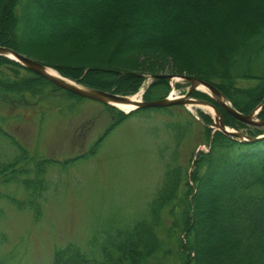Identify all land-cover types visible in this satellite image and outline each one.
Here are the masks:
<instances>
[{
  "label": "trees",
  "instance_id": "obj_1",
  "mask_svg": "<svg viewBox=\"0 0 264 264\" xmlns=\"http://www.w3.org/2000/svg\"><path fill=\"white\" fill-rule=\"evenodd\" d=\"M110 40L122 53L148 52L191 65L180 71L213 84L242 113L253 111L264 97V0H2L0 45L26 55ZM100 65L81 77L85 85L127 95L141 82L135 72L126 76L118 66ZM49 86L54 84L0 55L1 101L41 96ZM168 92V80L159 78L143 99H161ZM197 94L217 105L224 119L241 124L210 96ZM259 118L264 120V106ZM183 120L176 122L182 127L177 148L192 136L193 119ZM202 134L207 150L192 151L188 164L179 161L176 150L145 217L104 238L94 236L92 255L74 243L58 247L50 264H162L166 255L174 264H264V139L240 141L206 125ZM262 134L259 127L249 132ZM19 165L17 160L0 170ZM21 181L35 185L30 178ZM12 201L25 206L18 198ZM6 263L0 257V264Z\"/></svg>",
  "mask_w": 264,
  "mask_h": 264
},
{
  "label": "rangeland",
  "instance_id": "obj_2",
  "mask_svg": "<svg viewBox=\"0 0 264 264\" xmlns=\"http://www.w3.org/2000/svg\"><path fill=\"white\" fill-rule=\"evenodd\" d=\"M118 47L110 40L37 49L36 56L19 53L84 88H96L85 85L81 77L101 64L105 70L118 66L121 72H135L141 78L128 96L140 94L144 100L147 89L159 79L156 75L162 74L174 76L166 78V97L185 95L190 83L184 76L194 73L180 71V67L191 65H176L171 56L148 52L136 54L133 50L135 53L126 54ZM107 61L112 65H105ZM45 90L43 96L25 95L20 102L0 100V168L20 162L16 168L0 170V237H5H1L0 257L6 258V264H50L54 251L68 243L89 255L96 253L90 244L94 236L104 238L117 229L132 227L148 214L164 172L177 156L176 150L179 161L188 164L192 151L207 150L200 143L204 125L217 130L214 110L176 104L171 105L172 111L140 108L124 112L116 105L70 94L55 84ZM198 92L210 94L207 88L197 89L191 97L207 99ZM180 117L193 119L192 136L177 148V133L182 127L176 122ZM223 122L229 129L247 135L257 127L241 121L234 125L224 116ZM259 128L264 133V126ZM29 178L35 185L22 183L21 179ZM13 198L22 200L25 206L18 207ZM162 264H174V257L164 256Z\"/></svg>",
  "mask_w": 264,
  "mask_h": 264
},
{
  "label": "water",
  "instance_id": "obj_3",
  "mask_svg": "<svg viewBox=\"0 0 264 264\" xmlns=\"http://www.w3.org/2000/svg\"><path fill=\"white\" fill-rule=\"evenodd\" d=\"M0 55L12 58L22 65L26 66L29 68L31 71L37 73L38 75L48 79L55 85L64 88L67 91H70L76 95H79L83 98H88L92 100L99 101L104 104H110L114 105L117 102H130L131 100L129 99L128 95H120L116 94L113 92L105 91L102 89H97V88H84L81 86H78L74 83H71L67 81L65 78L60 77V76H55L47 71V68L40 62L33 60L16 50L5 47V46H0ZM174 76H170L167 74H162V75H156V78H173ZM184 78L190 83V86L185 93V95L177 98H169L164 97L161 99H155V100H140L139 102H136V109L140 108H163V107H168L171 105H189V104H203V105H208L213 108L215 114H216V127L217 130H220L226 135H229L231 137H234L240 141H248V142H254L258 140L264 139V134L258 135V136H250L247 134H244L239 131H235L234 129H229L227 126H225L223 122V116L220 111V109L213 103L207 101V100H202V99H196L192 98L191 95L194 90H197L199 86H203L207 88L210 91L209 96H211L215 102L226 112H228L230 115H232L234 118L237 120L251 124L257 127L264 126V120H259L257 119V115L259 114V111L261 108L264 106V98L263 101L250 113H242L238 111L232 104L231 102L224 96V94L216 88L213 84L201 79L197 78L195 76H184Z\"/></svg>",
  "mask_w": 264,
  "mask_h": 264
},
{
  "label": "bare ground",
  "instance_id": "obj_4",
  "mask_svg": "<svg viewBox=\"0 0 264 264\" xmlns=\"http://www.w3.org/2000/svg\"><path fill=\"white\" fill-rule=\"evenodd\" d=\"M47 71L55 76H60L55 70L51 69V68H47ZM175 80H177L178 78H174ZM200 90H204L205 87L203 86H199ZM140 95V94H139ZM139 95H132L129 96V99L131 100L130 102H117L114 105H116L118 108H120L121 110H123L124 112H131L132 110H134L136 108V102H139L141 100ZM169 98H177V96H175L174 94H171L170 96H168ZM200 107V108H204V109H208L211 112L213 111V108L208 106V105H203V104H189V107Z\"/></svg>",
  "mask_w": 264,
  "mask_h": 264
}]
</instances>
